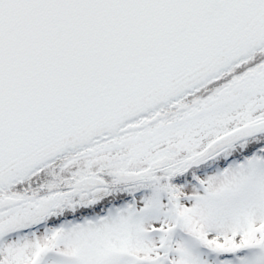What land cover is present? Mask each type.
<instances>
[{
	"label": "snow or ice",
	"instance_id": "1",
	"mask_svg": "<svg viewBox=\"0 0 264 264\" xmlns=\"http://www.w3.org/2000/svg\"><path fill=\"white\" fill-rule=\"evenodd\" d=\"M0 264H264V0H0Z\"/></svg>",
	"mask_w": 264,
	"mask_h": 264
}]
</instances>
